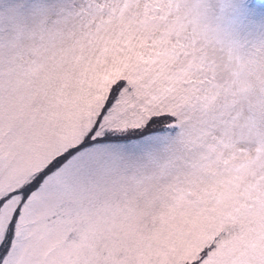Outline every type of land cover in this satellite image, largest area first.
Instances as JSON below:
<instances>
[{
    "label": "snow or ice",
    "instance_id": "1",
    "mask_svg": "<svg viewBox=\"0 0 264 264\" xmlns=\"http://www.w3.org/2000/svg\"><path fill=\"white\" fill-rule=\"evenodd\" d=\"M29 11L0 19V264H264V0Z\"/></svg>",
    "mask_w": 264,
    "mask_h": 264
},
{
    "label": "rangeland",
    "instance_id": "2",
    "mask_svg": "<svg viewBox=\"0 0 264 264\" xmlns=\"http://www.w3.org/2000/svg\"><path fill=\"white\" fill-rule=\"evenodd\" d=\"M63 3L65 5L70 4H79L80 0H33V4L26 7L27 0H0V19H7L9 17L19 16L24 14L25 16L30 17L29 8L39 4V3ZM78 30L65 26L62 29V34L57 36L52 42L49 52L47 55H55L57 61H60L62 58L66 61L64 64L65 70L72 67V52L74 49H79L78 40ZM31 45V41L28 42ZM92 49H87L85 55L89 58L92 54ZM213 55H217L213 53ZM221 77L225 74L220 73ZM143 203V202H142ZM164 208V202L161 200H154L152 206L148 209L149 215L159 214Z\"/></svg>",
    "mask_w": 264,
    "mask_h": 264
}]
</instances>
